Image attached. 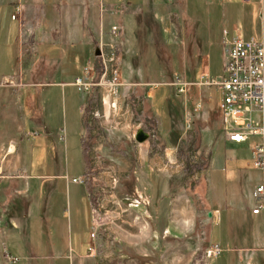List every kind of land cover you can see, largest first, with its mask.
Listing matches in <instances>:
<instances>
[{"label": "crops", "instance_id": "1", "mask_svg": "<svg viewBox=\"0 0 264 264\" xmlns=\"http://www.w3.org/2000/svg\"><path fill=\"white\" fill-rule=\"evenodd\" d=\"M108 2L0 0V56L10 52L13 58L19 56L24 60L23 67L17 68L15 63L0 72V264L26 261L27 251L39 245L50 252L42 257L54 264L75 256L92 264H122L110 251L109 236L103 233L105 229L96 226L94 217L103 189L93 171L99 165L97 155L106 154L113 147L110 134L94 115L102 111L97 92L84 93L74 85L84 75L87 64L98 62L95 50L100 49V44L114 42L107 40L103 26ZM262 3L264 0H141L142 9L134 14V21L127 15L123 26H118L121 38L117 42L118 61L123 82L118 101L120 106L124 102L134 110L137 122L150 127L151 139L140 146L148 153L150 145H154L152 169L161 172L172 164L179 148L186 149L188 133L197 136L199 147L205 150L202 154V158L206 157L202 161L205 169L200 172V195L204 202L199 212H206L212 225L210 239L205 240L203 228L194 236V251L187 253V257L184 255L185 259L175 253L167 264H181V260L184 264H212V259L217 260L214 264H264V209L259 214L253 213L259 204L256 190L245 197L244 210L230 204L224 207L232 208L230 223L226 225L223 207L212 195L211 174L230 160L239 172L238 181L249 182L245 159L229 154L223 157L227 161L223 164L218 146L240 147L249 142L236 144L225 138L219 109L222 93L200 85L202 74L215 77L224 73V31L230 39L239 35L249 40L241 32L237 14L245 15ZM144 9L150 10V14L146 16ZM15 14L17 18L13 20ZM153 21L158 22L155 32L149 29ZM133 23L137 27L135 34L130 30ZM109 36L112 37L111 33ZM148 41L159 47L155 56L147 48ZM156 59L160 64L153 62ZM66 61L77 62L78 68L70 73L64 66ZM170 73L173 77L169 82L161 81ZM175 76L188 84L184 101L192 107L190 110L184 106L180 122L172 121L170 108L167 120L158 114L162 105L167 110V97L163 93L154 94L161 85L175 88L172 86ZM209 89L220 95L215 107L207 95ZM124 120L126 130L129 118ZM246 147L253 162L250 143ZM116 152L127 155V147ZM70 153L78 156L74 167L64 162L62 173H30L56 169L46 154ZM36 154L42 162L36 160ZM185 178L184 174L183 188L187 186ZM74 179L81 181L75 183ZM262 183L261 173L256 189ZM167 188L163 180L157 185L158 207L166 201L171 213L180 214L181 205L188 202L186 191L173 194ZM159 232L174 250L181 244L191 246L188 240L192 237L180 228L169 226ZM101 245L106 248L103 253L97 247ZM214 245H220L221 254L203 260L200 250L206 252ZM91 248L95 256L89 255ZM7 255L18 260L11 263Z\"/></svg>", "mask_w": 264, "mask_h": 264}, {"label": "rangeland", "instance_id": "2", "mask_svg": "<svg viewBox=\"0 0 264 264\" xmlns=\"http://www.w3.org/2000/svg\"><path fill=\"white\" fill-rule=\"evenodd\" d=\"M108 3L109 5L106 6L107 12L105 16V24L103 25L104 32L107 35V40L120 43V36L115 40L109 36L112 24L122 27L127 15H131V20L134 21V14L142 9L141 0H129V2H126V0H109ZM130 5H134V7H131ZM109 10H111V12ZM143 11L146 16L150 14V10L148 9H144ZM237 15H239L237 21L239 22L244 37L247 39L254 38L258 41L264 42V3L247 10L245 15L243 12L238 13ZM165 21H167V19H164V22ZM157 24L158 22H151L149 25L150 31L153 30L155 32L158 26ZM130 30L135 34L134 31L137 30L135 23H133ZM147 44V48H149L152 56H155L154 54L159 49L158 45L154 42L149 43V41ZM136 45L137 44H134V46ZM92 58V60H94V55ZM224 59H226L225 55ZM224 59L223 61H225ZM23 61L24 60L19 56H14L13 58L11 53L8 52L5 57L0 56V72L7 71L12 68L15 63L17 68L20 66L23 67ZM153 62H159L160 64V60L157 59ZM218 62H221V60L218 59ZM87 65L90 66V64ZM64 66L68 68L70 73H72L78 68V63L73 61V63L68 64L66 61ZM172 77L173 74L170 73L161 81L169 82ZM162 93L167 97V101H165L167 110L165 111L162 105L160 107L161 109H158V114L167 120L170 116V114H168L170 108L174 116L172 121L180 122L183 117L184 106H189L187 102L185 104V95H178L175 88L167 85H161L154 90L156 96H160ZM207 95L211 98V105L213 107L217 106L220 102V95L214 89H209ZM123 103L122 106L119 107H121L124 112H128L123 117L124 125V119L129 118L126 130L125 126L124 128H121V130H112L106 128L105 124L103 125L104 130L110 134V146L113 147L106 150V154L97 155L98 160H96L99 165L96 168V171H93L100 183L99 187L103 189L101 192V199L94 208L95 224L100 229H105L103 233H106L107 236H109L107 237L109 249L113 252L114 257H116V261L122 264H167L169 258L175 253L180 254L181 259H185L184 255L187 257V253H190L191 250L194 251L195 249L196 243L194 244V236L196 233L204 228V231L206 232L204 235L205 240L208 241L210 239L209 234L212 225L208 222L206 212H199L203 206L202 203L204 202V199L202 201L200 195L201 173H190L188 169L190 166H195V164L204 165L202 161H204L206 157L202 158V154L205 150L202 149V146L199 147L198 137L194 134L190 135L188 133L186 135L188 137L187 147L186 149L183 147L179 148L180 151L176 154V158L172 159L173 163L161 172H158L156 169L153 170L151 161L152 154L155 150L154 145H150L147 153L146 149H143L142 146L135 141V137H133V133L138 124H141V129H144L151 134L150 127L145 123L137 122L134 110L127 108V103ZM101 108L103 109V107ZM189 109L191 110L192 107L189 106ZM106 112L108 114V111ZM255 118H257V114H255ZM189 122H192L191 118L189 119ZM215 128H217L216 123ZM254 141H257V139ZM61 142L65 145L64 140H61ZM146 145L147 143L144 146ZM247 145H249V143ZM247 145L245 144V146L240 147L236 145H228L225 148L221 145L218 146L219 158L223 164L224 162H227L223 157L230 154L231 156H238L242 160L245 159L246 162H243L246 163V167L249 169V182L244 181V183L238 181L240 178L239 172L234 167L232 160H230V163L228 162L224 164L226 166L222 169H216L215 172L211 174V180L214 183L212 195H214L215 199L219 201L220 205H222L221 207H223L224 212L222 217L225 225L230 223L229 215L231 214L232 208L224 207L227 204H230L232 206L235 205L237 209L242 207L240 210H244V207L247 204L245 197L253 194L261 179V173L253 168V162L250 160L248 150L246 149ZM126 147L128 152L127 155L122 156L116 152L119 148L126 150ZM46 156L51 158L50 161L54 164L53 166L57 170H32L30 172L31 174L46 175L62 173L60 169L63 167L64 162L70 163V166L74 167L78 157L74 153H70L69 155L46 154ZM35 158L42 162L41 156L36 154ZM72 173L74 172L72 171L71 174ZM184 174L186 177L187 186L185 191L188 196V202L181 205L183 210L180 208V214L171 213L168 204L166 214L164 215V218L161 219L160 215L164 204L162 203L160 208L158 207L157 185L162 180L168 183L171 179H183ZM114 177L120 180V184L123 182L124 186L121 187L119 185L115 188L113 186ZM132 178L134 179V182ZM128 179L129 184L125 183V180ZM132 185L134 186V192L130 195V192H132ZM223 200L225 202H223ZM231 201L237 203L233 204ZM187 206H189V208ZM195 212L197 216L194 220ZM198 214H201V216H198ZM155 215H159V217L155 218ZM202 220L206 223H201ZM169 226L180 228L184 234L188 237H192V239L188 240L191 242V246L185 247L181 244V246L177 247L175 250L173 247H169L167 239H163L159 232L162 228L166 231ZM114 238H116L115 241L113 240ZM39 246L31 252L27 251V256L29 258L26 261L21 263L16 262L15 264H54V261L42 257L48 255L50 252L41 249ZM97 247L102 253L106 250L102 245ZM200 252L203 253H201L200 257L203 260H206L207 258L204 254L205 249H201ZM123 255H127V257H124ZM224 259H226V257H224ZM211 262L214 264L217 260L212 259ZM57 264H92V261L85 260L81 262L75 256L68 261H58ZM181 264H184L183 260H181Z\"/></svg>", "mask_w": 264, "mask_h": 264}, {"label": "built area", "instance_id": "3", "mask_svg": "<svg viewBox=\"0 0 264 264\" xmlns=\"http://www.w3.org/2000/svg\"><path fill=\"white\" fill-rule=\"evenodd\" d=\"M12 18L15 20L16 14ZM110 33L114 40L118 39L119 27L113 26ZM223 35L226 55L224 73L215 77L202 74L200 85L215 88L222 93L219 109L225 138L236 144L250 143L253 166L263 175V183L255 192L259 204L253 211L254 214H259L264 209V42L254 38L246 40L239 35L230 39L227 31ZM100 51L98 62L86 67L84 75L77 78L74 85L88 94L95 90L103 107L101 112H95V117L106 128L121 130L125 126L123 117L128 112L119 107L118 101L123 82L117 42L101 43ZM172 86L176 88L178 95L185 94L188 88V84L180 76H175ZM140 129L141 124H138L133 137ZM73 181L76 183L81 180ZM119 185L120 180L114 177L113 186L116 188ZM221 252L220 245H214L206 250L205 257L216 258ZM89 255L95 256L93 248ZM7 259L11 263L18 260L11 255H7Z\"/></svg>", "mask_w": 264, "mask_h": 264}, {"label": "trees", "instance_id": "4", "mask_svg": "<svg viewBox=\"0 0 264 264\" xmlns=\"http://www.w3.org/2000/svg\"><path fill=\"white\" fill-rule=\"evenodd\" d=\"M188 169H189V172L192 173V172H201L205 168L201 164H195V166H190ZM132 180L134 182V179L133 178H132ZM182 182H183V179L182 178L181 179L180 178H176V179H173V180L172 179L169 180L168 183H167V185H168L167 190L169 192L173 193V194L179 193V192L185 190V188H183ZM125 183H128L129 184V179L128 180H125ZM133 185H134V183H133ZM120 186L123 187L124 186V183L122 182L120 184ZM131 190H132V192H130V195H132V193L134 192V186L132 187ZM163 204H164L163 205V209L161 210V215H160L161 216V219H163L164 218V215L166 214L168 203L165 201V202H163ZM162 230H163V228H162Z\"/></svg>", "mask_w": 264, "mask_h": 264}, {"label": "water", "instance_id": "5", "mask_svg": "<svg viewBox=\"0 0 264 264\" xmlns=\"http://www.w3.org/2000/svg\"><path fill=\"white\" fill-rule=\"evenodd\" d=\"M101 54V51L99 48L95 50V57H99ZM151 139V134L148 133L144 129L138 130L136 136H135V141L139 144H143Z\"/></svg>", "mask_w": 264, "mask_h": 264}]
</instances>
